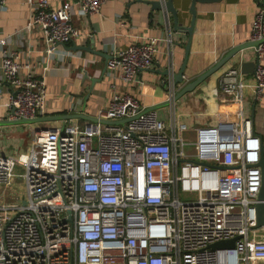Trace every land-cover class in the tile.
I'll list each match as a JSON object with an SVG mask.
<instances>
[{
  "label": "built area",
  "instance_id": "built-area-1",
  "mask_svg": "<svg viewBox=\"0 0 264 264\" xmlns=\"http://www.w3.org/2000/svg\"><path fill=\"white\" fill-rule=\"evenodd\" d=\"M26 1L29 21L12 35L40 28L48 58H62L58 45L81 35L77 8L90 16L108 2ZM173 33L168 16L164 38L112 50L109 73L137 81L162 42L172 53ZM250 33L257 43L253 82L235 66L222 73L221 101L235 110L213 123L166 121L131 92L116 91L96 121L27 124L30 144L0 154V264H264V224L257 225L263 145L244 107L247 89L255 101L264 98V0ZM12 35L0 36L5 119L46 116L47 78L21 57ZM23 185L25 195L9 191ZM225 239H235L234 247H211Z\"/></svg>",
  "mask_w": 264,
  "mask_h": 264
},
{
  "label": "crops",
  "instance_id": "crops-1",
  "mask_svg": "<svg viewBox=\"0 0 264 264\" xmlns=\"http://www.w3.org/2000/svg\"><path fill=\"white\" fill-rule=\"evenodd\" d=\"M156 0H108L100 12L83 16L78 8L73 15L74 24L80 36L71 42L58 45L62 58H48L47 45L40 28L31 34H14L29 21L30 5L26 0L0 2V36L12 35V45L21 52V57L31 61L37 75L46 76L48 81L49 114L81 113L95 117L101 108L108 106L114 92H131L142 106L162 104L170 97L171 89L176 92L185 83L202 75L215 65L232 48L251 42L250 30L260 0H221L219 2H196V19L193 35L175 29L174 16L164 7L156 8ZM164 3V0H160ZM167 1V0H166ZM179 12L181 27L190 26L193 20L192 0H173ZM170 16L175 43L170 53L166 42H162L152 67L138 76L137 81L125 83L118 73H109L107 61L112 50L124 49L133 43H141L149 37H165L166 20ZM190 41L189 56L185 66L184 82L174 85L170 61L173 58V71L178 72L186 59V44ZM253 46L228 60L220 69L201 84L196 91L158 109L160 118L170 121L174 118L192 127L213 123L221 119L222 113L233 112L235 107L228 101H221L219 79L228 67L242 70L243 62H256ZM264 65V58L261 60ZM253 64L242 70L244 78L252 83ZM0 118H6L8 94L0 86ZM245 112L253 120L255 132L261 137L264 148V98L255 101L251 90H246ZM88 120L74 118L48 122V127H56L64 122L84 125ZM27 125L21 124L22 130ZM5 131V130H4ZM17 132V130L13 131ZM5 131L8 133H13ZM4 133V134H5ZM15 138V152L23 148L24 138ZM1 154V151H0Z\"/></svg>",
  "mask_w": 264,
  "mask_h": 264
},
{
  "label": "water",
  "instance_id": "water-1",
  "mask_svg": "<svg viewBox=\"0 0 264 264\" xmlns=\"http://www.w3.org/2000/svg\"><path fill=\"white\" fill-rule=\"evenodd\" d=\"M193 1V6L191 7L190 11L192 12L193 15V20L190 26H185L181 27L182 24L180 22V16L179 12L174 6V1L173 0H167L164 1V3L160 0L153 1L152 4L156 8H166L172 16H174V23H175V30L179 31L181 33L186 32L190 34V41L192 38V33L194 30V25H195V19H196V10H195V3L196 2H204V3H211V2H219L221 0H192ZM190 41L186 44V59L182 65V67L179 69L178 72H173L174 76V85H177L178 83H183L184 82V74H185V66L187 64L188 56H189V48H190ZM257 43L255 42H246L239 44V46H236L232 48L225 56L221 58L215 65L207 69L202 75L198 76L197 78L187 82L184 84L182 88L179 89V91L176 92L174 97L168 98L166 102L162 104H157L153 106H149L148 109L150 110H158L161 107H167V105H170L171 103H174L175 101H178L179 99L183 98L187 93H191L197 90V88L203 84L205 80H207L209 77H211L213 74L216 72L220 71L221 67L230 59H232L235 55L239 54L242 49H245L249 46L256 45ZM110 58V57H109ZM249 64L253 63H248V62H243L242 64V70L247 72V66ZM255 67V64H253ZM253 67V69H254ZM166 74H172V72L168 69L165 71ZM74 118H84L88 121H96L97 119L95 117L88 116L86 114H81V113H74V114H48L46 116H38L35 119H27V118H20L19 120H9V119H1L0 120V126H15L19 124L27 125V124H32V123H48V122H55L56 120H70ZM126 120H119V121H105L106 123H125ZM260 167H262V186L259 194V199L260 203L257 205V217H258V226H262L264 224V148L261 151V158H260ZM235 239H225V241H220L216 242L214 244H211L212 248H232L234 247Z\"/></svg>",
  "mask_w": 264,
  "mask_h": 264
},
{
  "label": "rangeland",
  "instance_id": "rangeland-1",
  "mask_svg": "<svg viewBox=\"0 0 264 264\" xmlns=\"http://www.w3.org/2000/svg\"><path fill=\"white\" fill-rule=\"evenodd\" d=\"M48 124L49 123H41V126H47ZM20 127H21V124L15 125V126H0V151H1V154L10 155V154H17L18 153V152H15V150L13 149L14 144L16 143L15 138L8 139L7 138L8 135H10L11 137L24 138L23 139L24 140L23 148L27 147L30 144L31 139H32V131L30 130L29 126H27V127L25 126L24 129L22 128V130L18 131V129ZM4 130L10 131V132L17 130V132L8 133V135H6ZM192 133L193 132H190L188 134H192ZM19 183H21V181ZM21 184H23V183H21ZM17 185H18V181H17V184H15V186L18 187ZM19 189H20V191H18V192L20 193L21 189H22V193L25 195V186L24 185L22 187H19L16 189L12 188V190H9V191L10 192L15 191V190L17 191Z\"/></svg>",
  "mask_w": 264,
  "mask_h": 264
}]
</instances>
